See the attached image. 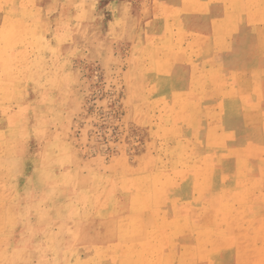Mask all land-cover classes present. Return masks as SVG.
Instances as JSON below:
<instances>
[{"label": "rangeland", "instance_id": "1", "mask_svg": "<svg viewBox=\"0 0 264 264\" xmlns=\"http://www.w3.org/2000/svg\"><path fill=\"white\" fill-rule=\"evenodd\" d=\"M0 264H264V0H0Z\"/></svg>", "mask_w": 264, "mask_h": 264}]
</instances>
